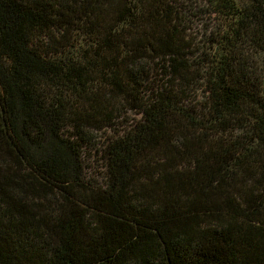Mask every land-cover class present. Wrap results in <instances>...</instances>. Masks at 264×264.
<instances>
[{
	"label": "trees",
	"instance_id": "16d2710c",
	"mask_svg": "<svg viewBox=\"0 0 264 264\" xmlns=\"http://www.w3.org/2000/svg\"><path fill=\"white\" fill-rule=\"evenodd\" d=\"M0 264H264V0H0Z\"/></svg>",
	"mask_w": 264,
	"mask_h": 264
},
{
	"label": "rangeland",
	"instance_id": "374dc122",
	"mask_svg": "<svg viewBox=\"0 0 264 264\" xmlns=\"http://www.w3.org/2000/svg\"><path fill=\"white\" fill-rule=\"evenodd\" d=\"M186 1L187 2L196 1L197 3L201 4V6L203 5V3H205V0H186ZM189 18L191 20V23H190V30L188 32L189 34H191V36L196 37L199 40L202 39L204 30L207 29L206 30V34H207L208 28H214V24L217 25L216 19H215L217 17H215L214 15L213 16L205 15V16H199L197 18H191V17ZM86 160H87V167H86L87 170L86 171L89 175V156H87Z\"/></svg>",
	"mask_w": 264,
	"mask_h": 264
}]
</instances>
